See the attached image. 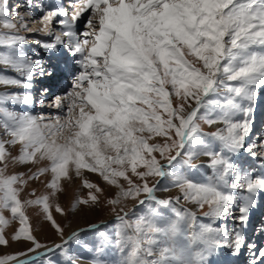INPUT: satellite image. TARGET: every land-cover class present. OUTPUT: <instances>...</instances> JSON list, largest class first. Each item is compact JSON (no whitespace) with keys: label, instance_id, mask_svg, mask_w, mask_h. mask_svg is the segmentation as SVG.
Returning a JSON list of instances; mask_svg holds the SVG:
<instances>
[{"label":"snow or ice","instance_id":"6c2138e0","mask_svg":"<svg viewBox=\"0 0 264 264\" xmlns=\"http://www.w3.org/2000/svg\"><path fill=\"white\" fill-rule=\"evenodd\" d=\"M33 8L41 12L31 21L39 28L25 19L34 16ZM31 32L49 38L36 41L45 52L63 50L76 66L70 90L49 105L61 115L9 108L35 105V77L53 75L26 55L29 39L22 33ZM0 69V88L25 90L0 91V246L32 245L0 256V264H56L54 254L63 264H80L85 258L69 252L73 242L89 254L87 264H210L221 249L239 256L245 248L249 264H264V247L245 234L264 194V137L247 143L264 89V0H70L67 8L34 0L11 8L0 0ZM204 125L219 127L205 132ZM154 138L162 142L150 143ZM243 152L260 160L261 174L235 163ZM201 157L207 163L196 165ZM9 165L42 166L26 177L9 174ZM201 167L211 175H199ZM85 172L116 189L107 199L114 231L89 225L93 244L81 243L84 229L64 239L53 215L68 214L54 201L64 190L61 182L73 176L88 195L75 197L69 211L99 205L104 189ZM46 176L45 193L33 190L34 198L21 199L29 181ZM164 182V191L176 188L179 195L159 198ZM128 201L140 211L130 215ZM181 201L207 208L210 222L199 223L195 212L177 207ZM29 208L39 209L62 243L49 247L36 240ZM229 218L236 221L231 231L218 224ZM255 231L264 234V224Z\"/></svg>","mask_w":264,"mask_h":264},{"label":"rangeland","instance_id":"374dc122","mask_svg":"<svg viewBox=\"0 0 264 264\" xmlns=\"http://www.w3.org/2000/svg\"><path fill=\"white\" fill-rule=\"evenodd\" d=\"M47 0H34V2H37L42 4L43 6L47 7L46 5ZM70 1V0H68ZM67 0H55V2L58 5H63L64 7H69V2ZM25 0H16L15 4L11 3L10 7L15 8L16 5L20 3H24ZM17 11H20L21 13L25 12V8H18ZM32 11L34 12L33 17H27L25 16L26 20H29V27L32 28H39V24H33L31 23L32 20L38 19L41 15V12L39 9L33 8ZM37 11V12H36ZM88 13H85L84 16L86 17ZM84 25V19L82 18L79 23V30H83ZM58 27V25H57ZM23 35L27 36L29 39V43L24 46V51L26 55L37 59L41 61L44 68L46 70L52 69L53 72L62 71V75L55 80L54 85H51L52 81H49V79H52V76H44L40 77L37 75L36 77L42 78V81L40 83H37L36 87L31 90L32 95L34 97V100L37 102L33 107L32 106H14L9 105V108L17 111V112H27L32 115H43L45 117H54L57 115H61V112L56 107H50L49 105L52 103L53 97L63 95L67 91L70 90L71 84H72V76L73 73L76 70V66L70 62V59L67 55H63L62 57H56L57 54H49L44 51V49L36 43L37 40H48L49 38L44 36L41 33L31 32V33H22ZM37 53L39 55H37ZM60 55L62 53H59ZM58 54V55H59ZM60 60V61H59ZM54 63V65H53ZM3 69H0V72H2ZM9 75H15V73H8ZM35 77V78H36ZM62 77V78H61ZM49 84V85H48ZM50 88V94L52 93V96L43 95L42 89ZM23 89H5L0 88V91H20ZM25 91V90H23ZM43 95V96H42ZM43 99L45 101V104L43 107L39 106V101ZM264 99V89H260L258 91V97L256 100L253 116V125L255 123V118L258 115L259 112L258 109L260 107V102ZM264 101L262 102V104ZM28 108V109H27ZM257 128L260 129L257 131L256 129L251 131L250 136L247 139L248 144L252 143H259L261 140L260 138L264 137V111L260 110L259 113V120H258ZM252 125V126H253ZM216 127H219V125H214L211 128L207 125L203 126V130L205 132L214 131ZM256 134V135H255ZM255 135V136H254ZM263 135V136H262ZM253 137V138H252ZM162 140L160 138H154L150 143H161ZM19 145H17L15 148L10 149L13 155L18 154ZM258 150V149H257ZM240 162H236V157H234L235 163H239L238 165L247 171H251L256 175H259L258 169L260 167V160L254 159L252 156H250L247 152H243L240 155ZM250 160V161H249ZM207 163V159L204 157H201L199 160L195 161L196 165H204ZM241 163V164H240ZM42 166V165H39ZM38 165H9L8 173H24L27 177L30 175L29 169L31 168L32 171H35ZM84 175L89 179L90 181L96 183L104 189L103 195L100 196V203L99 205L92 206V207H84L81 208L79 211H76L75 213L69 211L70 205L74 201V198L79 197H87L88 195V189L81 187V181L73 176L71 180H63L62 186L63 191L58 195V198L55 202H58L61 207L65 209V211L68 213L66 216H61L59 214H56L53 212V215L57 222L64 227V239H67L68 236L74 231H79L81 229H84V231L81 232L80 235V241L81 243H88L93 244L95 242V233L91 231H87L89 225L96 224L101 226L102 231H106L108 233H112L115 228V216L111 212L110 206L107 204V199L110 197H113L115 195L116 189L110 188L107 186L103 180L98 176L91 173L85 172ZM199 175H211V170L207 168L201 167ZM50 179V176L41 177L39 180L36 181H29L27 187L25 188L24 192L21 194V199H29L34 198L31 197L29 194L35 190L37 195L43 194L47 191L45 187V182ZM152 181H150L151 183ZM167 182H164V184L161 185V190L157 191L156 195L159 198H169V197H175L179 195V190L176 188H171L170 191H164L163 187L166 186ZM259 199V215L256 218H259V221L255 220L252 224L249 223V227L251 230L247 228L246 238L247 240L254 241L258 247H264V238L262 237L263 234H256V229L261 226V224H264V194H260L257 197V201ZM128 207L126 208L127 211H129V214L132 215V209L136 208L137 212L140 211L141 206H137L131 201L126 202ZM179 208H188L190 211H193L197 215V219L199 223H209L210 221L205 218L204 212L207 211V208L203 210H198L194 205L185 203L181 201L179 205H177ZM39 209L37 208H29L27 209V215L30 219L31 227L33 235L35 236L36 240L39 241L43 245H47L49 247H53L56 244L62 243V240L60 236L57 234V232L54 230V228L50 225L49 222L43 219L42 216L39 214ZM167 214V213H166ZM234 215H238V210H233ZM7 215V213H5ZM253 219V218H252ZM218 224H226L228 229L231 231V229L235 226L236 221L232 218H229L227 221H220ZM251 224V225H250ZM257 224V225H255ZM260 225V226H259ZM18 224L11 225L6 230V235L9 237L13 234V232L17 229ZM250 231V232H248ZM257 236V237H256ZM261 241V242H260ZM262 244V245H261ZM32 245L28 241H18V242H11L7 247L0 246V256L4 255H14L20 252L27 251L28 248H30ZM244 250V249H243ZM39 251L43 252L46 251V249H40ZM69 252L73 255H79L84 257L85 259L81 260L80 264H87V257L88 253L84 251V249L80 246V244L73 242L69 245ZM34 255V254H33ZM243 257H241V260L238 259L239 264H249L250 260V253L248 252L247 248H245V252L242 253ZM248 257V258H247ZM110 258H113L110 256ZM52 259L56 261V264H63L62 257L59 256V254L52 255ZM210 264H234L235 259L234 256L231 254V252L228 249H221L217 254L213 255L209 258ZM241 261V262H240ZM12 264H15V262H12Z\"/></svg>","mask_w":264,"mask_h":264},{"label":"bare ground","instance_id":"6f19581e","mask_svg":"<svg viewBox=\"0 0 264 264\" xmlns=\"http://www.w3.org/2000/svg\"><path fill=\"white\" fill-rule=\"evenodd\" d=\"M15 1H16V0H9V6L11 5V3L15 4ZM39 1H40V0H39ZM67 1H68V0H67ZM68 2H70V1H68ZM39 3H40V2H39ZM46 5H47V7H54V6H57L58 4L55 2V0H47V1H46ZM11 6H12V5H11ZM65 8H66V7H65ZM36 12H37V11H36ZM61 53H62L61 55H60V54H59V55L57 54L56 57L59 58V57H62V56L65 54V53L63 52V50L61 51ZM65 55H66V54H65ZM59 61H60V60H59ZM53 65H54V63H53ZM50 70H52V69H50ZM61 75H62V71L53 72L52 79H49V81H52V82H51V83H52L51 85H54V84L57 85V83H55V80L58 79ZM61 78H62V77H61ZM41 81H42V78H38V77H36V78L34 79V81H33L34 86L36 87L37 83H40ZM36 82H37V83H36ZM48 85H49V84H48ZM33 88H34V87H33ZM44 88H46V87H44ZM34 89H35V88H34ZM47 89H48L49 91H48L46 94L49 95V94H50L49 92H50L51 89H50V88H47ZM20 91H23V90H20ZM48 93H49V94H48ZM52 93H53V92H51L50 96H52ZM43 95H45V94H43ZM43 95H42V96H43ZM59 96H60V95H59ZM263 101H264V99H262V101H261L260 104H259V105H260V107H259V109H258L259 112L257 113L258 115H257L256 118H255V123H254V125L252 126V129H253V130L256 129V130L258 131V130L260 129L259 127L257 128V125H258L257 122H258V120H259V113H260V110H261V111H264V103L262 104ZM33 106H34V105H33ZM33 106H32V107H33ZM27 109H28V108H27ZM57 109H58V108H57ZM253 130H252V131H253ZM260 130H261V129H260ZM255 135H256V134H255ZM255 135H254V136H255ZM262 136H263V135H262ZM252 138H253V137H252ZM260 139H261V138H260ZM237 161L240 162V156H237V157H236V162H237ZM249 161H250V160H249ZM238 164H239V163H238ZM240 164H241V163H240ZM261 171H262V170H261V168L259 167V169H258V173L261 174ZM259 209H260V205H259V199H258L256 207L253 208V209L251 210V212H250V221H249V223L252 224L255 220L259 221V218H256V217L259 215V212H258ZM263 215H264V214H262V216H263ZM252 218H253V219H252ZM262 223H264V222H262ZM251 224H250V225H251ZM255 225H257V224H255ZM259 226H260V225H259ZM248 227H249V225H248ZM248 227H247V228H248ZM247 228H246V232H247ZM248 229L251 230L250 227H249ZM246 232H245V233H246ZM248 232H250V231H248ZM256 234L258 235L257 232H256ZM259 235H260V234H259ZM259 235H258V236H259ZM256 237H257V236H256ZM262 237L264 238V234L262 235ZM248 241H251V240H248ZM260 242H261V241H260ZM261 245H262V244H261ZM243 252H245V249L242 250V252H241V254H240L239 256H234V259H235L234 264H239L238 259L241 260V257H243V255H242ZM247 258H248V257H247ZM250 259H251V257H250ZM240 262H241V261H240ZM228 263H229V262H228ZM228 263H227V264H228ZM232 264H233V263H232Z\"/></svg>","mask_w":264,"mask_h":264}]
</instances>
